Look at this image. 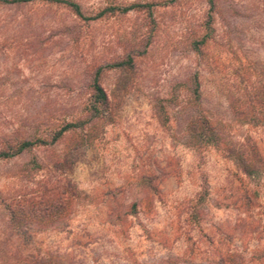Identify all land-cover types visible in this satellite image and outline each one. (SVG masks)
Returning <instances> with one entry per match:
<instances>
[{"label": "rangeland", "instance_id": "374dc122", "mask_svg": "<svg viewBox=\"0 0 264 264\" xmlns=\"http://www.w3.org/2000/svg\"><path fill=\"white\" fill-rule=\"evenodd\" d=\"M75 1L90 16L154 0ZM152 15L0 5V138L49 140L88 120L0 160V264H264V168L246 177L184 132L201 109L264 158V109L244 112L264 85V0H173ZM128 54L132 66H107ZM98 67L109 108L91 118ZM39 199L56 211L20 217Z\"/></svg>", "mask_w": 264, "mask_h": 264}, {"label": "trees", "instance_id": "16d2710c", "mask_svg": "<svg viewBox=\"0 0 264 264\" xmlns=\"http://www.w3.org/2000/svg\"><path fill=\"white\" fill-rule=\"evenodd\" d=\"M34 1L46 2L49 4H59L62 6H66L70 8L73 13L84 19V20H96L101 18L106 14L112 13H120L124 14L130 10H145L147 12L148 17L151 22L154 23L153 19V6L159 5H167L171 3L173 0H162V1H151V2H132L129 4H116L109 3L102 9H100L97 13L90 16H84L80 5L75 0H0V5H19L23 3H29ZM212 2V1H211ZM208 30L211 31V27L207 25ZM204 34L200 40L193 42V48L199 49V45L204 44L208 37L210 36L209 32ZM132 57L128 54L126 59L117 60L109 65V68H120L124 66H132ZM101 72V67L95 69L91 84H90V94H89V114L90 117H102L105 115L106 111L109 108V98L105 89L101 85L99 81V74ZM192 88L190 91V101L193 104H199L201 102V90H200V82L198 79L197 73L193 75L192 79ZM253 93L251 95V100L254 102L252 106H246L244 112L246 114L249 113L250 108L256 106L260 108V110L264 109V85H260L259 87L253 88ZM250 99V96H249ZM249 101V100H248ZM247 101V103H248ZM88 120H75L64 123L60 128L53 131L50 139L42 138L39 136L33 137L32 139L28 138H20V139H4L0 138V160L8 159L14 156L19 155L20 153L30 150L34 147H38L40 145H47L56 142L65 132L72 131L74 129L83 127ZM184 132L187 135L189 144L194 149H204V148H214L224 152L226 157L232 160L235 166L239 169V171L246 177H258L260 175L261 170L264 168V158L262 154L258 151V149L252 145H235L232 142L227 140L226 133L223 130V126L220 122H218L215 118H213L212 114L207 111L198 109L196 113L191 118L190 121L186 124L184 128ZM59 198V197H57ZM40 200V199H39ZM61 200V199H59ZM244 201L246 203L249 202V199L245 197ZM28 205H30L31 213L26 209L22 212V216L20 217H29L32 219L33 214L32 211H39L40 214L47 213L48 215L55 212L52 209V205L48 203V200H40L36 202L27 201ZM35 203H37L38 208ZM134 206V204H133ZM60 207L62 210L65 208V205L62 204V200L60 201ZM53 210V211H52ZM14 210H10V217L16 219ZM41 218L40 215H36L33 219ZM21 222V221H20ZM225 264V263H223ZM237 264V263H232Z\"/></svg>", "mask_w": 264, "mask_h": 264}]
</instances>
